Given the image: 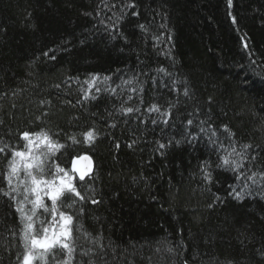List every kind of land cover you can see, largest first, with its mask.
<instances>
[{
    "label": "trees",
    "instance_id": "trees-1",
    "mask_svg": "<svg viewBox=\"0 0 264 264\" xmlns=\"http://www.w3.org/2000/svg\"><path fill=\"white\" fill-rule=\"evenodd\" d=\"M153 104L171 112L167 124ZM23 131L68 145L50 158L53 172L51 160L93 161L89 199L62 209L73 215L70 264H264V179L246 178L264 173V0H0L5 190ZM233 144L252 146L238 171L218 166ZM17 206L0 194V264L26 252ZM33 219L35 232L51 214ZM34 252L33 264L68 259Z\"/></svg>",
    "mask_w": 264,
    "mask_h": 264
},
{
    "label": "snow or ice",
    "instance_id": "snow-or-ice-1",
    "mask_svg": "<svg viewBox=\"0 0 264 264\" xmlns=\"http://www.w3.org/2000/svg\"><path fill=\"white\" fill-rule=\"evenodd\" d=\"M228 5L231 7L232 0H228ZM127 7H135V4H129ZM133 14L136 15V13ZM233 23H236L235 18H233ZM140 27L143 28L144 26L141 25ZM44 54L48 55V53ZM50 58L54 59L55 57L52 56ZM160 71L163 72L164 69H160ZM126 83H131V81H127ZM91 87L92 85H89L90 89ZM96 90L99 91L100 89L97 88ZM184 94H188L186 90ZM121 111L125 114H131L134 111H139V109L127 107L122 108ZM147 111L150 113L156 112L162 117H165L163 120L165 124L168 123V118L171 117L170 111H161V108L156 104L151 105ZM155 122L153 121V123ZM192 123V120L187 121L189 126ZM201 130L203 131V129ZM224 131H229L227 126H225ZM212 135H216L215 131L212 132ZM83 137V143L91 146L96 139V133L90 129L83 133ZM20 139L26 142L24 145L25 150L9 149L11 156L7 161V172L4 175V180L7 182V190L0 188V194L12 199L18 205L16 211L20 214V219L23 223L22 239L24 242L23 246L26 249L22 264H33V259L37 255L34 252L35 249L42 250L39 258L44 259V254L56 248L67 251L68 259L64 261V264H70L76 248L73 242L71 228L73 215L67 214L62 209L73 208L77 202L82 203L86 201L89 199L88 193L94 191L89 186V182L94 179L92 160L88 155H76L70 160V169L61 166L57 160H51V165L55 166V171L53 172L49 165L50 158L56 156L61 149L66 148L68 145L54 140L46 131H23L20 133ZM69 139L72 144L81 143L75 136H71ZM34 145H43L46 150L36 152L34 151ZM7 147V145L0 147V153H5ZM165 147V144H159L160 149H164ZM221 147L225 155L221 157L222 165L218 166H224L229 170L238 171L243 168L242 161L247 159V150L252 146L250 144H243L241 145V150H238L234 144L228 148H224L223 145ZM80 161H87V165L83 167L79 166ZM22 169L24 171L23 177L20 176ZM202 171L205 181L211 182L212 177L211 173L207 170V165L202 168ZM257 175H260L264 179V173H252L246 178L252 180L253 184H255V177ZM13 193L16 195H13ZM21 195L23 199L17 200V197ZM243 195L244 193L242 192H234V196L237 199H241ZM45 198L51 201L50 207L45 203ZM90 202L92 204L99 203L94 198L90 199ZM26 203L32 206L28 212H25ZM39 209H43L45 213L50 212L51 220L48 221L47 225L41 221V228L34 232L33 218L37 216ZM56 255V252H52L53 258Z\"/></svg>",
    "mask_w": 264,
    "mask_h": 264
},
{
    "label": "water",
    "instance_id": "water-1",
    "mask_svg": "<svg viewBox=\"0 0 264 264\" xmlns=\"http://www.w3.org/2000/svg\"><path fill=\"white\" fill-rule=\"evenodd\" d=\"M92 164H93V161H92ZM86 165H87V161H80L79 166H82L83 167V166H86ZM93 169H94V164H93Z\"/></svg>",
    "mask_w": 264,
    "mask_h": 264
},
{
    "label": "rangeland",
    "instance_id": "rangeland-1",
    "mask_svg": "<svg viewBox=\"0 0 264 264\" xmlns=\"http://www.w3.org/2000/svg\"><path fill=\"white\" fill-rule=\"evenodd\" d=\"M35 151V150H34ZM37 250H40V249H35L34 251H37Z\"/></svg>",
    "mask_w": 264,
    "mask_h": 264
}]
</instances>
